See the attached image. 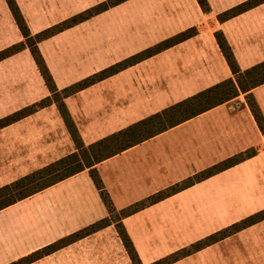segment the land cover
Segmentation results:
<instances>
[{
  "label": "crops",
  "instance_id": "crops-1",
  "mask_svg": "<svg viewBox=\"0 0 264 264\" xmlns=\"http://www.w3.org/2000/svg\"><path fill=\"white\" fill-rule=\"evenodd\" d=\"M207 1L209 12H203L197 0H165L164 6L163 4L154 6L159 8L141 9V27L161 32L159 37L147 42L146 46L192 27H195L197 32L67 96L64 104L84 144H90L132 124L126 122L122 124L123 127L119 126L118 120L112 118L114 109L121 111L127 109V113L130 114L132 112L134 116L130 118L134 123L224 79L233 77L216 42L214 33L217 30L225 36L240 69L249 68L264 60V48L253 54L255 43L264 37L255 35L252 30L253 18L257 17L255 10L264 8V2L219 22L216 15L224 8L214 6L211 0ZM21 3L22 1L18 6L22 12L24 8ZM118 5L120 3L109 7V11L106 9L88 19L104 15L115 17L118 13L114 9L118 8ZM88 19L38 43L39 51L52 78L55 77V70L51 64L52 45L58 37L88 25ZM40 29L29 28L32 34ZM21 40L20 33L19 41ZM50 47L51 50L48 51ZM26 49L21 51L24 52ZM92 52L95 50L90 48L84 56H90ZM100 52L101 55L106 54L102 50ZM26 56V61L31 66V73L37 76L35 69L37 66L33 65L32 57ZM78 56L80 57V53ZM11 57L1 60L0 64L8 62ZM132 69L133 71H129ZM15 72L18 74L19 71ZM21 74L24 75L23 72ZM131 74L136 75L134 85L131 87L138 93L136 99L132 100L129 97L120 103L112 102V91L106 88L111 86L107 83L119 75L129 78ZM97 87L108 91H104L101 97H93L89 92ZM114 88L121 89L120 86ZM57 89L61 88L57 87ZM142 93L155 95L152 100L150 99L149 112L141 107L142 103L138 104ZM248 93L252 94L264 117V83H262L249 92H240L230 100L95 164V169L114 208L120 210L130 202L155 194L243 151H254L244 160L122 218L123 226L142 264H149L159 255L171 253L193 242L194 239L213 234L237 221L239 219L237 216H230L234 210L236 211V207L255 206L254 210L247 211L243 215L264 208V133L259 129L246 102ZM47 95H49L47 87L40 95L34 97H29L28 89L24 87L21 90L16 89L13 93L11 91L9 100L14 106L2 117ZM103 101L111 102L106 107ZM138 106L141 107V114H137ZM42 134L46 143L55 140L50 145L58 146L61 150L44 162L29 165L27 161L28 164L24 165H29L31 171L75 150L74 141L57 106L50 104L0 128V157L3 159L2 165L5 164L4 169L10 165V162L5 160L6 157L16 159L18 162L29 155L32 157L34 155V152L31 153L32 140L42 142ZM211 186L218 188V191L209 193ZM217 206L221 208H215ZM248 209L246 208L245 211ZM107 214L106 206L93 183L89 169L67 177L0 210V264H7L30 254L81 227L104 218ZM220 214L225 215L223 219L226 218L222 222L219 221ZM240 215L241 218L243 215ZM200 217L202 222L220 223L205 230L197 227L195 230L198 232L194 236L182 237L180 242L173 244L174 239L180 238L179 233H183L178 225L183 223L181 226L193 233V224L189 223ZM87 238L92 239L93 243L88 241L89 239L86 240ZM84 240L87 243L83 246ZM230 242L239 246H234L223 253V245ZM87 244L90 246L86 247ZM92 246L96 247L97 252H90ZM162 246L165 250L161 252L163 250L161 249L159 255H154L156 253L152 250ZM218 250L221 255L226 256L224 262L218 258L212 260L209 254ZM95 253L97 258L93 257ZM103 256L107 259L102 260ZM195 258L197 262L193 263ZM53 259L56 264H82L86 259L88 263L100 261L99 264H132L113 224L28 264H52L50 260ZM170 264H264V219Z\"/></svg>",
  "mask_w": 264,
  "mask_h": 264
},
{
  "label": "trees",
  "instance_id": "trees-1",
  "mask_svg": "<svg viewBox=\"0 0 264 264\" xmlns=\"http://www.w3.org/2000/svg\"><path fill=\"white\" fill-rule=\"evenodd\" d=\"M5 1L22 35V40L0 50V61L14 53H17L21 49L28 48L49 91V95L36 102H33L28 106L1 117L0 128L11 124L27 115H30L50 104H55L74 141L75 150L53 162H50L11 181L10 183L0 186V210L82 170L89 169L93 183L98 189L100 197L108 212L107 216L104 218H101L78 231L68 234L52 243L41 247L40 249L33 251L30 254H27L7 264H28L110 224L115 225L118 236L121 239V242L132 264H142L129 235L123 226L122 218L144 208L145 206L153 204L169 196L170 194L185 188L186 186L192 185L197 181L207 178L212 174L219 172L220 170L244 160L245 158L251 156L254 151H243L215 165H212L200 173L185 179L183 182L177 183L150 195L144 201H138L120 210H116L114 208L109 194L105 190L103 183L95 169V164L216 105L230 100L231 98L237 96L240 92H249L252 88L264 83V60L252 65L249 68L243 70L240 69L233 55L232 49L225 39V36L220 30H217L214 33L216 42L233 74V77L224 79L206 89H203L178 101L171 106L164 108L159 112L138 120L129 126L100 138L90 144H84L76 131L73 121L69 116L67 108L64 104V99L67 96L74 94L75 92L91 84H94L131 65H134L140 60L150 57L151 55L165 48H168L186 38L195 35L197 29L195 27L186 29L152 47L144 49L122 61L95 72L94 74L79 82H76L63 89H57L49 69L39 51L38 43L53 36L56 33L63 31L66 28H69L108 9L109 7L115 6L124 0L103 1L89 9L75 14L68 19L63 20L52 27L46 28L34 34L30 33L29 28L15 1ZM197 2L203 12H209L210 7L207 0H197ZM261 3H263L262 0H245L227 10L218 13L216 18L219 22H223ZM246 102L259 129L264 133V117L252 94L248 93L246 95ZM114 215H118V221L113 219ZM262 219H264V209L255 212L243 220L233 223L220 231L202 238L192 243L188 247L181 248L178 251L170 253L149 264H170L188 254L201 249L206 245L214 243L234 232L253 225Z\"/></svg>",
  "mask_w": 264,
  "mask_h": 264
},
{
  "label": "rangeland",
  "instance_id": "rangeland-1",
  "mask_svg": "<svg viewBox=\"0 0 264 264\" xmlns=\"http://www.w3.org/2000/svg\"><path fill=\"white\" fill-rule=\"evenodd\" d=\"M14 1L17 4V6L20 5L19 3L20 1H22L21 4L24 8L23 9L24 11L22 10V12H25V14H22L21 8L19 6L18 8L28 28H33V29L41 28L40 29L41 31L46 28L52 27L62 22L63 20L68 19L74 16L75 14L80 13L86 9H89L106 0H27V1L14 0ZM211 1L214 6L217 5L218 8H224L218 11V13H220L245 0H211ZM164 2L165 0H124L120 3V5H118L119 6L118 8L114 9L115 12L118 13L115 15V17L104 15V16H98L96 18L88 19L87 21L89 24L80 28V30L77 31L74 30L70 33L58 37L55 43L52 45L53 53H52L51 64L53 65L55 70L54 71L55 77H53L55 86L60 87L61 89L68 87L76 82H79L89 77L95 72H98L144 49H147L149 47L158 44L159 41L146 46L147 42L153 41L157 37H159L161 32L153 31L151 29H148V27H143V26L141 27V9L147 7H152L151 9L159 8L154 6H160L162 4L164 6L165 5ZM79 8L81 9L79 10ZM255 13L257 17L253 18L254 21L252 22L253 25L252 30L254 31L255 35H260L264 37V8L261 9L258 8L257 10H255ZM19 40H20V32L7 6V3L5 0H0V50L14 43L20 42ZM90 48H93L95 52H92L91 53L92 55L90 56H84V53ZM262 48H264V39H259L253 47V54H257L259 50ZM21 50L20 52L18 51V54L14 53V56L13 54L10 55V57L12 56L10 58L11 60L0 64V117H2L4 113L10 111L11 108L14 106V103L9 100L11 91L13 93L16 89L21 90V88L24 87L28 89V96L34 97L40 95L46 89L45 83L41 75L39 74L37 68H35L37 71V76H34L31 73L30 63L26 61L27 59L26 55H28V57H32L29 49L27 48L26 50H24V52ZM49 50H51V47L48 49V51ZM101 50L106 52V54L101 55L100 52ZM79 53L81 58L78 56ZM34 63L35 62H33V65H36ZM97 67H99V69L96 70ZM15 71H19L18 74ZM129 71H133V69ZM22 72L24 73V75L21 74ZM135 79H136V75L131 74L129 78H127L126 76L122 77V75H119L117 76L116 79L110 80V82H108L107 85L111 87H106V88L111 89L112 91V95H113L112 102L120 103L121 101H123V99L129 97L132 98V100H135L136 97L138 96V93L134 88H131L132 85H134ZM135 84H137L136 81ZM116 86H120L121 89L118 90V88H114ZM104 91H108V90L97 87L91 90L89 93L93 97H98V96L101 97ZM154 96H155L154 94L142 93V95L139 96L138 104L142 103L141 107H143L146 111L149 112L151 110V100ZM162 96H164V94H162ZM109 102L106 103L105 101H103L106 107L108 106ZM141 107L139 106L137 107V114H141ZM102 113H104V111H102ZM130 116L133 117L134 114L132 112L131 114L130 112L127 113V109H124L123 111H121V109H114L112 118L114 120H118V124L120 126L122 124H125L126 122L133 123L131 121ZM126 117H128L129 119H127ZM123 126L124 125H122V127ZM42 137H43V139L41 138L42 142L36 141V139L32 140L33 144L31 145V147L33 148V150L31 151V153L33 154L34 152V155L32 157H30L31 155H29L24 160H19V162L16 159H11L6 157L5 160L7 162L8 161L10 162V165H7L6 169H4L5 164L2 165L3 159H1L0 157V185L7 184L29 173L31 171L29 167L30 164L32 165L35 163L44 162L45 160L50 159L54 157L56 154H58L57 152L61 150V148L59 147L58 149V146L50 145L51 142H54L55 140H51L46 143L45 136L43 134ZM18 158L21 159L22 157H18ZM27 161L29 162V165H24V164H28ZM3 169L4 171L1 172V170ZM185 179H183V181ZM183 181L181 180L177 183ZM217 191L218 188H216L215 186H211V188L209 189V193L217 192ZM149 196L150 195L146 196L145 198L143 197L140 200H135L133 202H130L128 205L123 206V209L138 201H144ZM215 208L219 209L221 208V206H217ZM246 208L249 209L245 211ZM254 208L255 206L243 207V208L236 207V211L234 210V212L231 213L230 216L232 217L237 216L239 219L233 223L243 220L249 215L264 209L262 208L255 212L251 211L252 213L243 215L247 213V211L254 210ZM240 214L243 215L241 218H240L241 216ZM224 217L225 215L220 214L219 221L220 222L224 221L226 219V218L223 219ZM113 219L118 221L119 219L118 215L117 216L114 215ZM220 222H214V221L202 222L201 217L195 219L192 221V223H189V224H193V233H191V231H187V228H183L181 226L183 223L179 224L178 228L181 229L183 233H179L180 238L174 239L173 244H175L176 242H180L182 237L189 238L191 235L194 236V234L198 232L197 230H195L197 227H199V229L203 228L202 230H205L207 228H212L214 225H218L217 223ZM80 229H82V227ZM222 229L223 228L219 229L218 231ZM211 234H208L207 236ZM88 239L89 238H87L86 240ZM198 240L200 239H194L193 242L183 247H188L189 245H191L192 243ZM88 241L92 242V239H89ZM100 241L101 240H99V242ZM86 243L87 241L85 242L84 240L83 246ZM237 245H238L237 243H231V242L226 243L225 245H223V253L226 252L228 249L231 250V248ZM89 246L90 244L86 245V247ZM163 248H164L163 246L158 247L157 249H154L152 251L153 253H156L154 255H159L160 250ZM181 248H178L171 253H174ZM164 250L165 249H163L161 252H163ZM90 252H97L96 247L92 246L90 248ZM168 254L170 253L159 255V257L156 260ZM209 254L212 257V260H216L218 258L220 259L221 262L222 261L224 262L226 257L223 254L221 255L219 250L216 252H209ZM61 255L63 256V254ZM93 257L97 258V254L95 253ZM105 258L107 259V257L103 256L102 260ZM115 259L116 260L118 259L116 254H115ZM89 261L92 260L89 259ZM99 262L100 261H92L88 263V259H86L85 261H83L82 264H99ZM194 262H197L196 258L195 260H193V263ZM50 263L56 264L57 262L54 261L53 259L50 260Z\"/></svg>",
  "mask_w": 264,
  "mask_h": 264
},
{
  "label": "snow or ice",
  "instance_id": "snow-or-ice-1",
  "mask_svg": "<svg viewBox=\"0 0 264 264\" xmlns=\"http://www.w3.org/2000/svg\"><path fill=\"white\" fill-rule=\"evenodd\" d=\"M262 2H264V0H262Z\"/></svg>",
  "mask_w": 264,
  "mask_h": 264
}]
</instances>
